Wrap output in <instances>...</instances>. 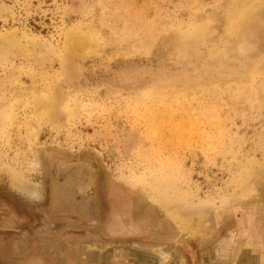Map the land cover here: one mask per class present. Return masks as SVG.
<instances>
[{
	"label": "rangeland",
	"instance_id": "1",
	"mask_svg": "<svg viewBox=\"0 0 264 264\" xmlns=\"http://www.w3.org/2000/svg\"><path fill=\"white\" fill-rule=\"evenodd\" d=\"M251 225L264 0H0V264H258Z\"/></svg>",
	"mask_w": 264,
	"mask_h": 264
},
{
	"label": "crops",
	"instance_id": "2",
	"mask_svg": "<svg viewBox=\"0 0 264 264\" xmlns=\"http://www.w3.org/2000/svg\"><path fill=\"white\" fill-rule=\"evenodd\" d=\"M256 228V229H255ZM248 230V228H246ZM249 232L252 237L245 240L244 248L249 250L248 258L254 259L258 264L264 263V228L260 230L256 226H250Z\"/></svg>",
	"mask_w": 264,
	"mask_h": 264
},
{
	"label": "bare ground",
	"instance_id": "3",
	"mask_svg": "<svg viewBox=\"0 0 264 264\" xmlns=\"http://www.w3.org/2000/svg\"><path fill=\"white\" fill-rule=\"evenodd\" d=\"M252 16H254V14L252 13L251 14ZM261 16V15H260ZM22 187V186H21ZM25 188H27V187H25ZM20 190H22V191H24L23 190V187L22 188H19ZM35 189H37V188H35ZM30 190V192L28 191V190H26L25 192H27V194H29L30 196H32V197H35V198H39L40 197V193H39V190Z\"/></svg>",
	"mask_w": 264,
	"mask_h": 264
}]
</instances>
